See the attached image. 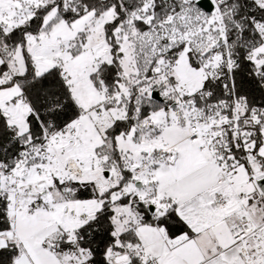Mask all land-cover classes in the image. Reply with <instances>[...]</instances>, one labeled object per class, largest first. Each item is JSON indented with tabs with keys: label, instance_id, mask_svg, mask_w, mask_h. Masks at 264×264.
<instances>
[{
	"label": "snow or ice",
	"instance_id": "obj_1",
	"mask_svg": "<svg viewBox=\"0 0 264 264\" xmlns=\"http://www.w3.org/2000/svg\"><path fill=\"white\" fill-rule=\"evenodd\" d=\"M0 264H264V0H0Z\"/></svg>",
	"mask_w": 264,
	"mask_h": 264
}]
</instances>
